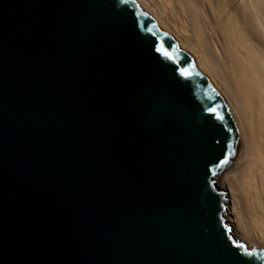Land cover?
Segmentation results:
<instances>
[{"label": "water", "instance_id": "obj_1", "mask_svg": "<svg viewBox=\"0 0 264 264\" xmlns=\"http://www.w3.org/2000/svg\"><path fill=\"white\" fill-rule=\"evenodd\" d=\"M215 86L134 0H0V264H264L218 178Z\"/></svg>", "mask_w": 264, "mask_h": 264}, {"label": "bare ground", "instance_id": "obj_2", "mask_svg": "<svg viewBox=\"0 0 264 264\" xmlns=\"http://www.w3.org/2000/svg\"><path fill=\"white\" fill-rule=\"evenodd\" d=\"M215 86L242 140L218 178L234 238L264 253V0H134Z\"/></svg>", "mask_w": 264, "mask_h": 264}]
</instances>
